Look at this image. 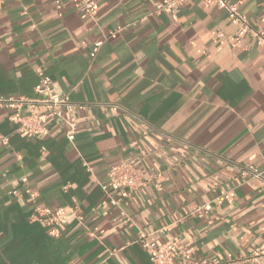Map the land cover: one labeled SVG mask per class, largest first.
<instances>
[{
  "label": "crops",
  "instance_id": "crops-1",
  "mask_svg": "<svg viewBox=\"0 0 264 264\" xmlns=\"http://www.w3.org/2000/svg\"><path fill=\"white\" fill-rule=\"evenodd\" d=\"M159 1L95 0V17L75 0L0 7V97H37L44 72L90 104L73 141L64 124L29 137L0 107V264H153L141 236L222 261L264 244V44L212 2L157 11ZM231 1L264 30V0ZM122 161L151 180L117 207L100 183ZM247 164L263 179L244 176ZM23 177L39 204L79 206L85 225L71 217L53 236L32 221ZM231 190L232 202L197 214Z\"/></svg>",
  "mask_w": 264,
  "mask_h": 264
},
{
  "label": "built area",
  "instance_id": "built-area-1",
  "mask_svg": "<svg viewBox=\"0 0 264 264\" xmlns=\"http://www.w3.org/2000/svg\"><path fill=\"white\" fill-rule=\"evenodd\" d=\"M59 1V0H58ZM80 10L95 17L98 13V6L95 0H75ZM185 0H160L157 5V11L173 10L184 3ZM212 2L217 7L224 9L229 18L238 25L239 36H251L256 39L257 43L264 44V30L254 27L248 17L240 11V5L231 0H204ZM6 0H0V7ZM102 45L99 41L95 44L91 56L95 57L98 49ZM40 81L35 88L37 97H0V107H7L15 110L10 117L11 121L18 124V130L29 137L48 135L51 125L66 126V137L73 141L79 126V113L90 108L88 103H79L71 99L68 93H60L54 86L53 79L39 72ZM27 107L28 112L22 113L23 108ZM42 107V111L37 108ZM99 107L103 112L109 109H117V105L100 104ZM8 138L0 135V144H7ZM89 171L91 166L87 165ZM242 174L246 177L263 179V172L257 166L247 164ZM151 178H145L141 171L132 163L122 161L112 166L107 173L106 179L100 183L108 201L113 205L120 207L124 197L131 195L135 190L143 186ZM22 182L25 186V193L34 202L31 213V220L46 225L49 233L58 236L63 226L66 225L69 218H76L81 224L85 225V216L79 206L70 209L64 206H48L38 203V192L30 185L28 177H23ZM160 187V182L156 183ZM13 194L19 192L14 190ZM118 194L119 196H116ZM235 192L233 190L215 196L209 203L199 207L196 212L199 216L207 213L214 205L230 203L234 200ZM121 213L126 212L121 209ZM91 235H94L90 232ZM140 243L148 253L153 264H264V244L255 247L249 254L225 261L219 259H201L198 258L195 248L192 246L181 247L177 242L157 243L150 241L144 236L139 239ZM115 250H109V254H114Z\"/></svg>",
  "mask_w": 264,
  "mask_h": 264
}]
</instances>
